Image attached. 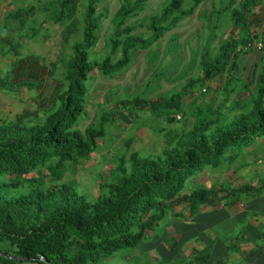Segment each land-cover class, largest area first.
<instances>
[{
    "label": "trees",
    "instance_id": "16d2710c",
    "mask_svg": "<svg viewBox=\"0 0 264 264\" xmlns=\"http://www.w3.org/2000/svg\"><path fill=\"white\" fill-rule=\"evenodd\" d=\"M148 1L119 0L107 38L105 34L103 49L108 47V54L101 60H90L88 51L94 45L96 48L101 38L102 21L111 14L109 8L98 10L102 0H88L83 14L77 17L81 0H49L51 18L60 25L62 42H68L74 33L79 34L66 59L63 79L52 77L55 70L39 64L42 59L39 54L21 55L13 50L14 84L35 90L38 86L42 88L36 90L34 109H23L13 119L0 121V264H106V257L116 251L133 249L151 239L157 225L170 216L187 219L201 207L232 206L264 194V177L258 185L241 180L242 174L237 175L239 182L233 184L232 173L226 182L219 178L215 182L200 180L219 168L228 170L244 158L243 151L264 137V36L262 48L254 47L257 34H252L253 23L246 17L249 9L264 0L221 2L217 18L209 20L214 23L212 31L224 20H229L230 27L216 53L208 49V43L198 57L194 60L191 57V61L196 60L194 68L199 67V72L196 76L184 73L178 91L169 97H156L163 93L158 90L160 86L154 87L145 80L144 90L135 94L137 84L140 87L136 82L132 87H123L132 96L115 102L114 111L100 115L97 124L96 117L91 115L90 121L77 127L93 101L86 98V82L90 80L95 89L98 86L100 91L96 94L100 96L112 83L121 84L122 73L132 62L134 50L151 49L175 28L182 15L204 0L165 2L146 21L145 32H135L138 23L129 20ZM183 3L188 6L180 11ZM34 8L17 6L7 18L25 22L27 12ZM35 9L37 12L39 8ZM226 13L229 17L223 18ZM213 32L211 39L216 35ZM172 42H177L176 36ZM166 51L159 53L157 66L169 62L160 60L162 54L167 56ZM150 52L147 51L149 70ZM179 58L177 55L175 61ZM245 61L248 62L240 63ZM249 63L254 74L245 73ZM93 71L96 74L92 76ZM225 74L231 79L212 87L209 81L221 79ZM45 76L48 82L43 80ZM148 90L154 96L146 95ZM245 90L250 94L238 99V93ZM218 91H223V97L216 105ZM187 96H191L190 101ZM203 96L208 99L203 100ZM121 110L141 111L164 118L167 123L182 118L184 126L174 142L158 154L143 155L137 150L121 154L113 164L110 178L100 177L97 194L89 200L78 190L77 181H61L58 174L91 159L105 136V120L114 119ZM188 115L191 120H187ZM129 147L127 143L126 148ZM43 168L56 177L52 176L55 182L38 175ZM233 173L237 174V169ZM243 235L241 232L231 238L229 254L240 248L235 240ZM261 235L262 232L259 241ZM167 241L170 251L178 245L175 238ZM210 253L211 246L193 247L188 258L174 263L161 258L159 264H211Z\"/></svg>",
    "mask_w": 264,
    "mask_h": 264
},
{
    "label": "rangeland",
    "instance_id": "374dc122",
    "mask_svg": "<svg viewBox=\"0 0 264 264\" xmlns=\"http://www.w3.org/2000/svg\"><path fill=\"white\" fill-rule=\"evenodd\" d=\"M48 1L49 0H13V2H11V0H0V79L2 80V82L0 80V121L1 119H13L14 116L23 109H34L36 106L34 99L36 90L29 89L24 85L19 86L13 82L11 70L14 59L16 58V56L13 55V50H17L21 55H27L29 53L39 54L42 56V59L39 60V64H44L46 67L55 70L52 77L63 79L62 71L64 70L66 59L69 58L71 46L78 40L79 34L74 33L68 42H62L60 25L51 18L52 8L48 5V3H50ZM168 1L172 0H167V2ZM87 2L88 0H81L79 10L76 14L77 17L83 14ZM45 5L47 6L44 7ZM17 6L23 9L33 6L39 9H37V12L35 8L27 12L26 15H28V17L25 22H20L14 18L8 19L7 14ZM187 6L186 3H183L180 11ZM228 23L229 20L221 21L223 32L228 28L225 27ZM209 27L210 32H213L212 26L209 25ZM142 30L144 31L142 27H138L135 29V32H140ZM211 34L212 33H210V35ZM215 34L217 35V39H213L211 45H208L209 42L207 43L208 49L210 48L213 54L217 52L218 39L223 38L224 33L221 34V28H219L215 31ZM101 35L102 33L100 32V37ZM107 37L108 34H106V38ZM156 47H158V45L152 46L151 52L149 53V62L152 68L150 71H154L158 65L157 62L161 51L157 50ZM107 51L108 47L105 50L102 49L99 51L98 47L96 46L95 48L94 45L88 51L89 59L101 60L108 54ZM166 54H176L181 57L180 50L174 48L173 44L170 45V50L166 51ZM194 54L195 52H192L189 56H194ZM193 60L181 65L182 59L179 58L177 61L173 60L171 63H166V65L161 64L157 66V70L152 76H144L140 79L141 81L139 80L140 83H138L140 87H138L137 84L135 94L144 90L143 86L146 82L145 79H148L151 84H154V87L155 85L159 87L157 83L162 79L169 81L175 78V76L177 79H180L181 76H185L184 73L196 76L199 72V67L194 68L196 60ZM95 74V71L91 73L92 76ZM227 78L231 79V76L225 74L224 79L226 80ZM224 79L218 78V81L215 83L221 85ZM182 84L179 83L170 91L159 93L160 96L157 94L156 97H169L174 91H178ZM112 85L110 89L100 96V93L99 95L96 94L100 91L98 90V86L95 89L94 86L90 84V80L86 82V98L88 96L87 100L93 101L90 107H88L87 104L86 108H88L86 109V113L80 117L77 127H81L88 120L90 121L91 115L96 117L95 122L97 124L100 115L103 113L109 114L114 111L115 102L125 99L127 96H132L128 89L122 87V84L112 83ZM36 86L37 85H34V87ZM236 87L239 88L240 83H238ZM41 88L42 86L39 90ZM36 89H38V87H36ZM145 94L153 95L151 94V90H148ZM222 94L223 91L217 92L216 105L222 99ZM249 94L250 91L245 90L239 92L236 97L238 99H243ZM206 98L208 99V96ZM206 98L203 96L202 99L206 100ZM186 100L190 101L191 96H187ZM118 113V116L114 119L105 120V136L98 142V149L92 155L91 159L81 161L79 164L72 167L70 166V168L62 171V174H58L60 176L59 180L62 178L61 181H77L78 190L86 195L89 200L94 199L97 194V184L100 177L106 179L110 178V171L113 168V164L121 154H127L133 150H137L143 155L158 154L162 149L174 142L184 126V120H182V118L173 123H167L164 118L155 117L141 111L130 113L129 111L122 112L121 110ZM179 115L180 114H177V116ZM187 118V120H191L189 115ZM127 143H130L129 149L126 148ZM243 156V159H238L234 164L228 167V170L226 167L219 168L217 171H215L216 169H209V171L215 172L210 173L209 176L204 178L200 177V180L215 182V179L219 178L221 181L226 182L227 176L232 173V175H234L233 184L239 182L237 181L238 174H242L241 180L250 181L254 185L260 184L259 179L264 177V137L258 139L246 150V152L243 151L241 157ZM246 161L248 162L247 165H242ZM239 166H241V170H238ZM234 169H237V174L233 173ZM38 175L48 181L55 182L56 177L50 174L48 169L43 168L39 170ZM187 186H190V184L187 183ZM187 186L186 188H188ZM185 212L186 211H184V213ZM168 218L165 219L166 222ZM162 224L163 222H160L159 226L156 227L153 232H156ZM153 235L154 233H151V237ZM152 241L153 238L150 239L149 237L146 242L133 249L118 250L111 256L106 257V264H159L161 258H165L168 263L177 262L172 252L164 250V248L157 243L151 244ZM135 255H137L138 258Z\"/></svg>",
    "mask_w": 264,
    "mask_h": 264
},
{
    "label": "crops",
    "instance_id": "0c3cea01",
    "mask_svg": "<svg viewBox=\"0 0 264 264\" xmlns=\"http://www.w3.org/2000/svg\"><path fill=\"white\" fill-rule=\"evenodd\" d=\"M228 0H204L197 5L191 12L182 15L174 29L165 33V35L153 46L158 45V50L164 52L170 50V45L178 48L181 52L183 63H187L198 57L209 42L210 27L217 18V12L221 2ZM238 1V0H237ZM236 1V2H237ZM13 2V0H11ZM167 0H149L143 7L140 13L131 18V22L138 23V27L145 30L146 21L155 13H158L162 5ZM119 0H102V4L98 10L109 8L107 19L102 21V35L97 41V47L100 50L105 45V34L108 33L110 21L113 18V13L119 7ZM225 17L229 15L226 13ZM248 20L254 23L258 28L259 37L264 36V1L255 6L253 10H249ZM133 20V21H132ZM209 20H212L210 24ZM229 25L226 24V28ZM221 34L223 37V26L220 25ZM225 28V29H226ZM228 30V29H227ZM143 31V30H142ZM140 31V32H142ZM145 32V31H143ZM174 36L177 37V42H172ZM217 39V38H216ZM176 50V49H175ZM147 51L151 49H136L132 55V62L124 70L121 77L122 87L130 86L136 82L140 83V79L144 76H152L153 70L150 71L147 66L148 55ZM195 52L194 56L191 55ZM175 55L162 54L160 60L167 59L169 62L176 60ZM164 57V58H163ZM255 59V58H253ZM244 61V59H241ZM248 61L240 62L246 64ZM249 63L245 73L254 74L255 70ZM251 69V70H250ZM249 74V75H250ZM135 77H139L136 81ZM247 78V76H244ZM148 78V77H147ZM227 78L226 80H229ZM45 82L48 80L43 79ZM148 80V79H145ZM216 81V80H215ZM180 83V79L175 78L167 81L166 79L159 80V92H168ZM214 86L217 83L213 84ZM41 86H38V89ZM37 90V89H36ZM175 210H178L175 208ZM188 212H185L187 215ZM188 216V215H187ZM163 224L154 232L151 244L157 243L164 250H168V239L175 238L178 245L172 252L177 262L188 258L191 255L193 247L211 246L209 262L211 264L220 262V264H264V252L260 250L259 235L264 228V194L253 198L241 200L232 206L224 205L217 206L215 209L211 207H201L197 209L195 215L183 219L181 216H170L168 221H162ZM159 225H157L158 227ZM156 229V228H155ZM244 233L243 238L235 240L240 248L229 254V243L232 237ZM148 244V243H147ZM142 247V246H141ZM239 250V251H238ZM243 251V253H240Z\"/></svg>",
    "mask_w": 264,
    "mask_h": 264
},
{
    "label": "clouds",
    "instance_id": "9594fccd",
    "mask_svg": "<svg viewBox=\"0 0 264 264\" xmlns=\"http://www.w3.org/2000/svg\"><path fill=\"white\" fill-rule=\"evenodd\" d=\"M250 10V9H249ZM248 13H249V11L247 12V14H246V17H247V19L249 18L248 17ZM222 24H225V23H222ZM220 25H221V23H220ZM229 27H230V25L228 26V28L227 29H229ZM219 28H220V26H219ZM219 28H217V29H219ZM217 29H215L214 30V32H213V34H215V31L217 30ZM227 29H226V31H227ZM250 30H251V32H252V34H257V37H256V42H255V44H254V47H258V46H256V44H257V42H260L261 43V47L260 48H262V40H261V38L259 37V34H258V28H257V26H255V24L253 23V24H251V27H250ZM225 31V32H226ZM223 34V33H222ZM215 38H217V35H214V36H212V39H211V41L213 40V39H215ZM223 38H221V39H218V44H217V46L219 45V43H221ZM211 41L209 42V45H211ZM260 48H258V49H260ZM224 79V77L222 78V80ZM215 79H213V80H211V81H209V83H211L212 84V87H215L213 84L216 82V81H218V78L216 79V81H214ZM225 80V79H224ZM224 82V81H223ZM217 86V85H216ZM150 115V114H149ZM179 116H176V118L177 119H179L178 118ZM264 229V228H263ZM262 232H263V230H262ZM261 248V247H260Z\"/></svg>",
    "mask_w": 264,
    "mask_h": 264
},
{
    "label": "built area",
    "instance_id": "2783aa9c",
    "mask_svg": "<svg viewBox=\"0 0 264 264\" xmlns=\"http://www.w3.org/2000/svg\"><path fill=\"white\" fill-rule=\"evenodd\" d=\"M256 46H258V48H260L261 47V43L257 42ZM260 247L264 251V229H263V232H262V235H261V238H260Z\"/></svg>",
    "mask_w": 264,
    "mask_h": 264
},
{
    "label": "water",
    "instance_id": "95a60500",
    "mask_svg": "<svg viewBox=\"0 0 264 264\" xmlns=\"http://www.w3.org/2000/svg\"><path fill=\"white\" fill-rule=\"evenodd\" d=\"M9 257L14 258V259H18L16 257H12V256H9ZM40 258L43 259V260H45V258L42 255L40 256Z\"/></svg>",
    "mask_w": 264,
    "mask_h": 264
}]
</instances>
